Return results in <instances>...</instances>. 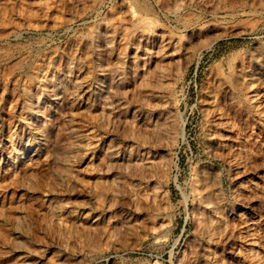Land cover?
I'll list each match as a JSON object with an SVG mask.
<instances>
[{
  "label": "rangeland",
  "instance_id": "obj_1",
  "mask_svg": "<svg viewBox=\"0 0 264 264\" xmlns=\"http://www.w3.org/2000/svg\"><path fill=\"white\" fill-rule=\"evenodd\" d=\"M263 74L264 0H0V264H264Z\"/></svg>",
  "mask_w": 264,
  "mask_h": 264
},
{
  "label": "bare ground",
  "instance_id": "obj_2",
  "mask_svg": "<svg viewBox=\"0 0 264 264\" xmlns=\"http://www.w3.org/2000/svg\"><path fill=\"white\" fill-rule=\"evenodd\" d=\"M252 75V74H251ZM264 75V74H263ZM262 75V76H263ZM257 76V75H256ZM254 78V77H253ZM258 79V78H257ZM53 94V93H52ZM54 95V94H53ZM48 99V98H47ZM50 99V98H49ZM54 103H56L57 101H58V99H56V98H52L51 99ZM44 101H45V98L44 97H42V98H40L39 97V99L38 100H36V104L38 105V103H44ZM51 101V102H52ZM60 102V101H59ZM34 115L33 116H36L34 119H35V122L37 123L39 120H38V118H40V117H42L43 115H42V113H40L39 111H38V109L37 110H34V112H32ZM35 126V125H34ZM38 127V126H37ZM36 126L34 127V128H37ZM42 131L43 130H37V133L39 134V136L37 137L38 139H37V143H39V144H42V141H43V138H42ZM37 134V135H38Z\"/></svg>",
  "mask_w": 264,
  "mask_h": 264
}]
</instances>
